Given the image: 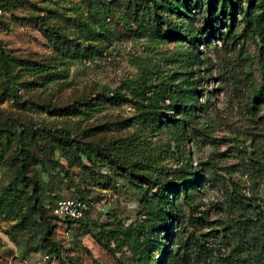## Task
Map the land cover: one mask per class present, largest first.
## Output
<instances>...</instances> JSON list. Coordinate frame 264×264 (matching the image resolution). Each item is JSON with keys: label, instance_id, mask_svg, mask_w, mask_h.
Instances as JSON below:
<instances>
[{"label": "rangeland", "instance_id": "obj_1", "mask_svg": "<svg viewBox=\"0 0 264 264\" xmlns=\"http://www.w3.org/2000/svg\"><path fill=\"white\" fill-rule=\"evenodd\" d=\"M89 2L0 0V46L15 61L10 76L0 71V131H6L0 134V207L5 206L0 209V264H198L192 254L177 251L189 233L184 219L202 217L203 232L220 237L230 221L225 190L264 201V180L253 172L258 166L254 161L264 158V43L247 32L240 11L251 6L253 14H261L262 0H236L232 17L218 26L223 35L232 26L235 40L227 44L218 33L204 31L206 7L195 8L194 2L189 18L159 12L160 35L138 30L135 0H103L106 7L98 2L96 9L105 16L91 12ZM216 5L219 9L220 1ZM89 27L100 33L95 42L85 39ZM54 30L66 35L70 51L89 50L92 57L66 59L67 53L57 52ZM199 33L204 39L196 44L198 60L189 59L193 49L188 37ZM38 65L48 75L24 71ZM163 84L171 85V91H196V102H188L196 106L192 117L178 115L179 110L168 116L185 124L183 141L177 142L170 119L156 129L137 123L138 107L147 105L145 98L156 97L153 93L164 89ZM117 94L124 100H112ZM159 105L171 103L164 99ZM66 138L101 149L119 141L129 163L157 168L150 173L153 181L177 184L197 178L190 204L181 193L173 196L183 225L168 214L171 235L160 233L148 251L132 248L121 231L149 227L145 199L162 197L161 189L131 186L116 165L105 157L88 162ZM21 165L26 179L20 184L16 177ZM132 173L143 171L135 168ZM14 187L32 193L42 221L25 201L21 208L13 207L7 191ZM53 194L89 203L83 224L68 236L54 219ZM101 226L117 233L100 234ZM161 244L165 248L156 250ZM52 247L59 260L47 258Z\"/></svg>", "mask_w": 264, "mask_h": 264}, {"label": "trees", "instance_id": "obj_2", "mask_svg": "<svg viewBox=\"0 0 264 264\" xmlns=\"http://www.w3.org/2000/svg\"><path fill=\"white\" fill-rule=\"evenodd\" d=\"M3 1L4 0H2V2ZM135 1L136 3L134 5L133 22L138 24V30L145 29L149 32H153L155 35H160L161 32H163L162 29H160L163 18L158 15L159 12L162 14L178 13L179 15L183 14L185 17L189 18L190 16H188V14L191 9L190 4L194 2L197 4H195V8L201 9L202 6L206 7V14L203 19V29L205 32L208 30L211 33H218L219 37H222V41L225 44L235 40V34L231 31V25L225 27V29H228V31L224 35L221 33L219 34L218 26L223 24L225 25L228 18L232 17L234 10H236L238 7L236 0ZM218 1H220L219 9H217L216 5ZM98 2L100 3V6L102 4L106 7V4L103 3V0H90V2L87 4V8L91 12L95 11L94 14L97 16H105V11H98L99 9H96ZM128 2L131 3V0H128ZM175 4L176 6L180 5L181 8L175 7ZM3 8L4 6L0 5L1 12H4ZM241 9L242 8H240V11L243 13V21L246 24L247 32L256 38L261 39V42L264 43V0H262L261 6L259 8L263 11L261 14H253V12H251V6L246 7L244 12ZM144 14H146L145 18L147 19L145 24H142ZM152 16L155 17L151 19ZM92 26H95L94 23ZM53 34L54 38L57 40V43L55 44L57 47V52H59L62 56L67 53L68 55L65 57L66 59L68 57H92V53H90L89 50L78 49L77 52L70 51L66 45L68 39L63 32L59 34L54 30ZM85 35L86 40L95 42V37H98L100 33H98L94 27H89L86 28ZM198 35L200 36L195 37L191 34L188 37V43L193 49L189 59L192 58L194 60H198V57L194 51H197L196 44L204 39V35L202 33H199ZM96 49L97 48L95 46V50ZM96 52H98V50H96ZM14 64L15 61L13 59H9V56L6 55L0 46V71L6 76H10ZM25 70L35 72L41 76L48 75L47 69L44 68L43 65L30 66V68H25L24 71ZM49 82H51V80H49ZM163 85L165 86L164 89H158V91L153 93L156 97L145 98L147 101L146 106L140 105L138 107L139 115L136 118L137 123L142 127L144 126L145 128L156 129L159 127V125H161L164 119H170L169 124L175 126L176 130L178 131L177 142L183 141L184 138H186L185 124H183V122L181 123L179 119L175 120L169 118L168 116L172 115L171 112L179 110L177 112L178 115L184 114L188 118L192 117L194 115L196 106H189L188 102L191 100L196 102V91H186L181 89L178 91H171L169 90L171 85ZM114 99L124 100V97L117 94L114 98H112V100ZM164 99L170 101L171 105L161 108L159 102ZM5 132L6 131H0V134ZM65 140H69V138H66ZM69 141L70 147L75 152H78L80 156L85 158L88 162L95 163L97 159L105 157V160H109V163H112L114 166L116 165L117 170L124 171L125 175L128 176V181L131 186L143 189L142 185H156L161 189L162 197H157V195L154 194L145 199V211L151 216V224H149V227L121 231L123 236L129 237L131 240L132 248L139 247L140 249L143 248L144 251H148L149 249L153 248V242L157 241L156 239L159 237L160 233H164V237L171 235L169 231L171 224H169L170 222L166 220V215L168 214L174 215L172 220H175L176 224L179 226L183 225L182 213L180 210H178L176 199L173 198V196L181 193L183 195V200L190 204L191 198L197 191L196 187L197 183L199 182L197 178L192 180H184L181 183L178 182L177 184H164L155 180L153 181L151 174H154L157 171V168L151 163L140 161L129 163L127 156L122 152L123 147L119 141L107 144L106 148L104 149L93 146L85 147L81 146L75 141ZM254 163L258 165L257 167L253 168L255 178H262L264 180V158L262 161H254ZM23 168V165H21L17 171L16 179L21 181L20 184L26 179V176L23 173ZM135 168L143 171V174L137 176L133 175L132 171ZM7 194L10 195L9 197L13 202V207L19 205V208H21L23 206L22 203H24L23 201H25L30 206L32 205V208H34L37 215L39 216V220L42 221L40 210L34 207L35 198L31 192H25V188H23V190H19L18 188L14 187L7 191ZM225 194V205L230 221L221 229L222 235L219 237L204 233L203 218L195 217L190 214L186 219H184V223L186 224V232H189L187 239L185 241H180L177 244L179 246L177 251H183L185 253L192 254L194 261L198 264H264V201L256 202L252 198H247L236 189H232L231 191L225 190ZM169 195H171V198H169ZM52 197V213L54 215V219L57 221V224L64 225L66 235L68 236L72 230L80 228V226L83 224L89 211V203L83 198L74 199L79 200L87 205V210L84 212L83 218L80 220L62 219L54 214V208L56 203L63 199L57 198L55 194H53ZM15 198L18 200L17 202L15 201ZM161 198L164 199L163 202L161 201ZM160 203H163L162 206ZM163 206L164 209L162 208ZM4 207L5 206L3 205V207H0V209H5ZM195 208L197 209L198 207L196 206ZM206 224L209 225V222H206ZM100 228L102 229L100 234L109 235L111 233H117L115 230H107L104 226H101ZM154 236L155 238L153 239ZM96 239L100 246H102L105 250L111 251L109 244L102 240L103 237L100 239L96 236ZM161 246L165 248V245L161 244L155 249L161 250ZM165 255H167L166 252L162 254L164 258ZM47 258L59 260L60 253L56 248L52 247L48 252ZM170 264H172V262Z\"/></svg>", "mask_w": 264, "mask_h": 264}, {"label": "built area", "instance_id": "obj_3", "mask_svg": "<svg viewBox=\"0 0 264 264\" xmlns=\"http://www.w3.org/2000/svg\"><path fill=\"white\" fill-rule=\"evenodd\" d=\"M2 12L0 11V16ZM87 210V205L79 200L63 199L56 203L54 214L62 219L80 220Z\"/></svg>", "mask_w": 264, "mask_h": 264}]
</instances>
